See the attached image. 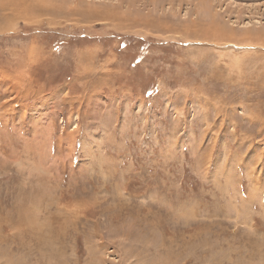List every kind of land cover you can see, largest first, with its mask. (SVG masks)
I'll use <instances>...</instances> for the list:
<instances>
[{"label":"rangeland","instance_id":"obj_1","mask_svg":"<svg viewBox=\"0 0 264 264\" xmlns=\"http://www.w3.org/2000/svg\"><path fill=\"white\" fill-rule=\"evenodd\" d=\"M0 264H264V0H0Z\"/></svg>","mask_w":264,"mask_h":264},{"label":"bare ground","instance_id":"obj_2","mask_svg":"<svg viewBox=\"0 0 264 264\" xmlns=\"http://www.w3.org/2000/svg\"><path fill=\"white\" fill-rule=\"evenodd\" d=\"M234 43V42H233ZM236 45V44H235ZM238 45V44H237ZM49 147V146H48Z\"/></svg>","mask_w":264,"mask_h":264}]
</instances>
